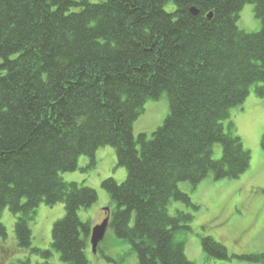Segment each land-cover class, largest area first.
I'll return each instance as SVG.
<instances>
[{
    "label": "trees",
    "instance_id": "trees-1",
    "mask_svg": "<svg viewBox=\"0 0 264 264\" xmlns=\"http://www.w3.org/2000/svg\"><path fill=\"white\" fill-rule=\"evenodd\" d=\"M246 3L262 21L257 32L238 25ZM252 89L264 99V0H0V208L14 214L17 245L30 250L14 264H53V249L67 264H90L94 225L79 212L98 192L62 173L81 156L94 166L104 146L128 170L122 182L103 180L116 236L130 241L138 264H196L176 237L194 215L170 206L198 208L183 182L196 188L210 174L237 179L250 169L251 152L226 120ZM164 93L163 124L136 138L146 102ZM58 203L65 215L53 225V249L33 247L38 207ZM0 233L5 240L1 222ZM202 245L208 259H230L212 236ZM240 257L264 264V252Z\"/></svg>",
    "mask_w": 264,
    "mask_h": 264
},
{
    "label": "rangeland",
    "instance_id": "rangeland-1",
    "mask_svg": "<svg viewBox=\"0 0 264 264\" xmlns=\"http://www.w3.org/2000/svg\"><path fill=\"white\" fill-rule=\"evenodd\" d=\"M240 28L248 32H257L262 28V21L255 14V5L246 3L240 11L238 20ZM144 112L134 123L136 138L140 133L150 137L163 124L169 113V98L164 93L158 99L150 98L144 106ZM233 121L234 133L242 138L244 146L251 152V166L237 179H214L209 175L196 188L189 182L181 183V188L189 192L192 201L198 208L174 202L170 206L172 214L176 209L193 213L191 230L176 233L178 240L183 241L188 258L196 264H263L241 258L264 252V150L261 138L264 132V99L259 98L254 89L242 106L233 108L226 124ZM223 155L221 143L214 145L215 159ZM81 156L79 168L75 171L63 172L67 181H75L94 188L98 192V201L89 208H82L79 215L83 221L90 220L95 226L106 217L107 208L115 203L103 187V180L113 177L122 182L128 176L125 166L118 165L116 149L104 146L97 150V163L89 166L90 159ZM88 166V167H87ZM86 168V169H85ZM65 215V205L54 206L40 204L36 221L32 224L33 247L53 249L52 228L54 223ZM15 216L9 208H0V222L7 229L4 240L0 233V246L8 250L0 255V264H14L17 260L30 256V250L17 245L15 234ZM212 236L223 243L230 254V259H208L202 245V237ZM53 264H67L60 259L59 253L53 249ZM90 264H138L136 253L129 240L116 236L108 227L104 240L97 252L91 244L87 249ZM107 256L115 262L109 261ZM32 263L41 261L40 256H31Z\"/></svg>",
    "mask_w": 264,
    "mask_h": 264
},
{
    "label": "water",
    "instance_id": "water-1",
    "mask_svg": "<svg viewBox=\"0 0 264 264\" xmlns=\"http://www.w3.org/2000/svg\"><path fill=\"white\" fill-rule=\"evenodd\" d=\"M191 11L194 15L199 14V10L195 7L192 8ZM212 15L213 14H210L209 17L211 18ZM109 223H110V216H107L101 223L93 226L92 231H91L90 244L94 252H97L100 243L104 240L108 227H109Z\"/></svg>",
    "mask_w": 264,
    "mask_h": 264
},
{
    "label": "flooded vegetation",
    "instance_id": "flooded-vegetation-1",
    "mask_svg": "<svg viewBox=\"0 0 264 264\" xmlns=\"http://www.w3.org/2000/svg\"><path fill=\"white\" fill-rule=\"evenodd\" d=\"M1 252H3V250H2V248H1V246H0V253H1Z\"/></svg>",
    "mask_w": 264,
    "mask_h": 264
}]
</instances>
